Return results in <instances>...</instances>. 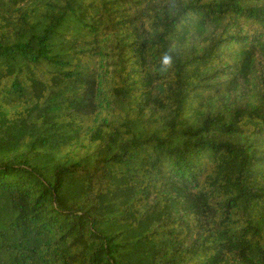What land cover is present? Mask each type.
<instances>
[{
  "label": "trees",
  "instance_id": "obj_1",
  "mask_svg": "<svg viewBox=\"0 0 264 264\" xmlns=\"http://www.w3.org/2000/svg\"><path fill=\"white\" fill-rule=\"evenodd\" d=\"M0 264H264V0H0Z\"/></svg>",
  "mask_w": 264,
  "mask_h": 264
}]
</instances>
